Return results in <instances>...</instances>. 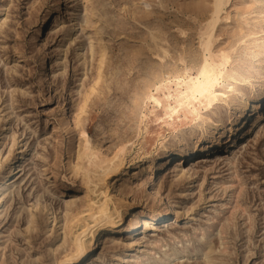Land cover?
Here are the masks:
<instances>
[{"label":"rangeland","instance_id":"obj_1","mask_svg":"<svg viewBox=\"0 0 264 264\" xmlns=\"http://www.w3.org/2000/svg\"><path fill=\"white\" fill-rule=\"evenodd\" d=\"M92 1L107 47L95 91L86 0H0V181L23 164L0 208V264H65V204L81 206L85 166L109 170L101 189L108 184L118 207L132 204L136 216L117 241L101 240L78 264H155L164 251L178 253L166 264H206L210 250L213 264H264V129L236 148L224 139L213 155L187 160L184 175L170 162L144 171L182 131L201 132L215 111L229 129L237 92L264 82V0H222L211 31L215 0ZM58 14L60 27L47 38ZM206 63L213 90L193 93L189 84ZM152 214L169 217L126 229ZM131 238L140 245L129 246ZM141 254L151 258L138 263Z\"/></svg>","mask_w":264,"mask_h":264},{"label":"bare ground","instance_id":"obj_2","mask_svg":"<svg viewBox=\"0 0 264 264\" xmlns=\"http://www.w3.org/2000/svg\"><path fill=\"white\" fill-rule=\"evenodd\" d=\"M64 1L66 3L69 2V0ZM221 1L222 0H215L214 9L212 10V16H210V31L213 29L214 25L220 18L219 13ZM84 7L85 10L83 13V17L87 21L86 24L90 25L91 29V32H88V48L93 60H98V73L97 77L95 78V83L92 86L93 91H95L94 89L96 88V85H98L101 82V79L103 78V70L105 67L104 64L107 57V47L104 44L102 32L98 28L99 26H97L96 20H94L95 15L98 13L95 2H93L92 0H86V4ZM60 24L61 22L58 14V16H55V18L51 20V24L48 27L46 34L47 38L54 37L56 31H58L57 29L60 27ZM199 73L201 77L197 78L196 80H193L191 84H189V89H191L193 93H199L201 95L208 94L211 92L210 90L212 89L213 84L215 83L213 82L214 75L211 73V69L207 63L202 67ZM88 98L89 97L85 95L78 115L79 121L81 120V114L86 109ZM230 109L231 111H229V113L227 114L228 119L230 121L229 129L226 128V126L221 127L223 125L222 119L219 118V112L215 111L213 115L208 116L207 119L204 120L205 125L201 132L197 133L195 128H190L182 131L180 135L175 137L172 143L164 146L163 152L159 155L160 160L157 163L150 162L148 165L146 164L147 166H145L144 171H146L147 173L153 172L156 169L157 165L159 167H164L165 165H168L167 163L170 162V165L172 166H174V164L175 167L180 166L181 171H183L182 173L184 175V164L187 160L202 154L205 157H207V155H213L214 151L216 152V149L219 148L217 146L223 144L224 139L228 140L231 147L233 145V147L236 148L240 144H242V141L244 139L250 138L254 132H256L257 135L260 134L261 131L264 129V120L262 121V119L264 118V82H260L258 87L253 86L249 90H239L236 94L235 100H233L232 104L230 105ZM9 156L10 154L6 158H8ZM123 160L124 158H122L121 162H123ZM179 162L180 165H177V163ZM22 170L23 164L16 161L14 167L8 170L4 176H1L0 208L4 205V202L6 200L5 195L7 196L8 192V178H12L13 176L22 172ZM109 172L110 171L107 170L106 173L99 174L94 171L91 167L85 166L82 173V182L84 183V185H86L85 187H87V193L84 195V197H80L82 200L81 206H78L76 204V201L73 200V198L72 200L66 201L65 205L67 208L64 209L66 210V217L64 216L65 224L63 228L65 231L62 232L64 233L63 242L67 244V249L65 250L66 256H64V258L61 260V263L65 262V264H78L85 258L92 257L97 251L101 240H107V242L110 240L117 241V234L121 233V227L126 224L127 219H133L134 216H136V214H134V208L132 204L126 206L125 209H120L118 207L119 200L113 194L111 195L107 190L108 188H110L107 184L108 182L105 183L107 184V189H101V185L105 181H107V176ZM138 173L139 171H135L134 175ZM240 187L241 191L242 185ZM194 206L195 204L192 205V208H195ZM38 207L39 206H37V208ZM192 208L188 209V211L191 212H187V219L192 218ZM45 209L49 210L47 206H44L42 208V211H44ZM2 212L3 210H0V216ZM169 213L170 210L168 214ZM34 216L35 215L32 212L31 218H29V229L31 228V224L37 223V220L34 219ZM155 216L159 217V220L169 217H166L164 214H152L151 217L150 215H141L138 217L135 223H133L132 225H127L126 229L130 230L131 228H134L135 230L140 225V229H142L143 225H146V228L151 229L155 226L152 225V221ZM177 217L179 216L177 215ZM52 221L55 222L53 224L55 228L59 221L58 217L55 215ZM34 226L35 225H33V227ZM29 229L27 228V230ZM33 229L35 230V228ZM225 231L226 226L223 224L221 225L220 232L223 233ZM179 240L180 239H178V241ZM127 244H129V246H138V244L140 245V240L138 238H133L132 240L127 242ZM155 244L158 248L161 249L163 248V246H166V242H163L162 240L160 241V239L157 240ZM222 244L224 245V242H222ZM56 246L58 247L57 244ZM54 249L57 250L55 246ZM177 256L178 253L164 251L163 255L159 256L155 264H166L172 257L177 258ZM206 257V264H213L209 261L211 259V250L206 253ZM149 258H151L149 254H141V256L137 257L136 261L138 263H146Z\"/></svg>","mask_w":264,"mask_h":264}]
</instances>
